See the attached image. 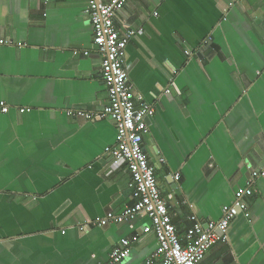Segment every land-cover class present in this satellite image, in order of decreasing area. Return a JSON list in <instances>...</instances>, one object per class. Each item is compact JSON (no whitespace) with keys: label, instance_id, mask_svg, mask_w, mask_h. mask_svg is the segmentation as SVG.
<instances>
[{"label":"crops","instance_id":"0c3cea01","mask_svg":"<svg viewBox=\"0 0 264 264\" xmlns=\"http://www.w3.org/2000/svg\"><path fill=\"white\" fill-rule=\"evenodd\" d=\"M87 3L0 0V102L10 108L0 107V264L106 263L135 235L119 264H147L158 250L144 213L90 223L137 199L127 165L106 151L115 120L74 115L109 99ZM117 22L136 30L129 80L155 109L143 147L183 238L192 215L220 220L264 168V0H129ZM253 187L250 216L237 213L200 264H264V176Z\"/></svg>","mask_w":264,"mask_h":264},{"label":"built area","instance_id":"2783aa9c","mask_svg":"<svg viewBox=\"0 0 264 264\" xmlns=\"http://www.w3.org/2000/svg\"><path fill=\"white\" fill-rule=\"evenodd\" d=\"M128 5L129 0H88L85 13L94 28L93 44L102 57L101 72L109 99L99 112L78 111L74 115L86 118L110 117L115 120L116 143L107 147L106 151L112 155L114 164L127 165L132 176L131 187L137 200L124 214L108 212L90 223L105 226L144 213L152 221V225L146 226L144 232L153 231L159 245L153 258L147 260V264H200L207 250L214 244L228 241V230L237 213L250 216L247 197L255 193L253 182L264 176V168L252 170L246 188L236 192L232 205L223 206L220 220L204 223L196 215H192L193 223L185 236L182 238L178 234L167 201L160 191L155 168L150 164L143 147L144 136L149 132L148 119L154 115L155 109L143 95L134 97L129 80L125 55L128 42L135 36L136 30L121 29L117 22L118 12ZM2 43L14 44V41L7 39L2 40ZM84 53L89 55L91 52L86 50ZM0 107L3 112L10 110L4 101L0 102ZM30 110L31 108L20 109L21 112ZM176 179H180L179 174ZM138 240V235L121 239L113 247L109 260L100 264H119L130 254L133 243Z\"/></svg>","mask_w":264,"mask_h":264}]
</instances>
